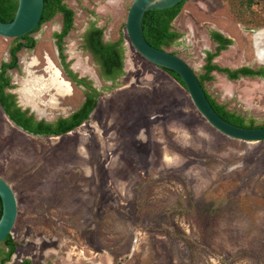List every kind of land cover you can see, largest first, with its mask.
<instances>
[{"label": "rangeland", "instance_id": "rangeland-1", "mask_svg": "<svg viewBox=\"0 0 264 264\" xmlns=\"http://www.w3.org/2000/svg\"><path fill=\"white\" fill-rule=\"evenodd\" d=\"M132 1L66 0L75 11L68 60L104 94L87 121L67 134L33 135L0 104V175L19 208L9 262L264 264V141L214 127L185 86L133 47L126 30ZM92 21L106 39L125 38L126 70L113 90L82 47ZM173 24L183 36L166 49L200 76L205 50L215 49L212 28L234 40L220 65L264 66V42L255 38L264 30V0H187ZM62 25L61 13L44 23L33 33L36 47L23 48L19 67L9 70L11 90L38 119L68 116L85 100V88L74 82L70 92L32 101L23 95L31 77L51 76V63L63 70L55 38ZM15 43L0 35V67ZM205 86L230 110L264 125V78L232 81L217 72ZM8 250L0 244V262Z\"/></svg>", "mask_w": 264, "mask_h": 264}, {"label": "trees", "instance_id": "trees-1", "mask_svg": "<svg viewBox=\"0 0 264 264\" xmlns=\"http://www.w3.org/2000/svg\"><path fill=\"white\" fill-rule=\"evenodd\" d=\"M186 1L187 0H183L170 8L151 9L146 12L144 17V33L147 40L152 45L166 49L178 43L179 39L182 38L183 33L174 27L173 22L180 14ZM18 4L19 0H0V19L7 22L13 20ZM57 13H62L63 15V29L60 32H55L63 70L73 81L78 84H83L86 87V98L82 105L70 115L59 117L55 121H48L45 119H38L28 108H23L19 105L17 94L9 90L14 87L9 70L19 67L18 54L23 48L34 49L36 47L38 40L32 34L38 31L44 23L53 19ZM74 16L75 11L67 5L66 0H45L44 13L40 24L34 31L22 37L14 38L16 43L10 48L11 60L3 61L1 65V106L8 117L18 127L33 135L59 136L73 131L91 117V114L99 105L100 97L104 95L103 92L94 85L91 79L86 76H80V74L71 67L72 63L68 60L65 38L74 27ZM104 32V27L92 21L82 36V47L84 51L89 52L92 56L103 79L113 82V85L108 86L106 89L113 90L118 86V79L125 74V58L127 54L125 38L120 36L119 39L115 41H107L104 38ZM209 33L211 38L218 43V46L215 51H206V60L203 67L204 73L201 76L199 75L201 83L204 86L205 81H212L215 79V71L226 74L231 80L240 79L243 76L264 78V66L254 68L245 65L238 68H231L221 66L215 62V58L219 56L223 50L228 49L229 46L233 44V39L225 36L216 29H210ZM166 71L185 86L183 80L176 72L172 70ZM207 93L215 109L228 121L245 127L264 126L256 124V120L252 117H247L244 114L230 110L225 104L220 103L213 97L208 90ZM2 212L3 203L0 197V218ZM2 243H5L9 250L6 252V256L1 259L0 264H7V261L11 259L16 250V244L12 238V234ZM4 253L3 251L0 255L2 256ZM19 264H31V260L26 259Z\"/></svg>", "mask_w": 264, "mask_h": 264}, {"label": "water", "instance_id": "water-1", "mask_svg": "<svg viewBox=\"0 0 264 264\" xmlns=\"http://www.w3.org/2000/svg\"><path fill=\"white\" fill-rule=\"evenodd\" d=\"M183 0H133L127 15L126 30L133 47L157 66L176 72L184 82L190 96L203 116L228 136L248 142L264 141V126L245 127L225 119L211 103L205 86L194 68L180 55L152 45L144 33V17L151 9H165ZM45 0H19L11 21L0 19V35L22 37L34 31L42 20ZM0 197L3 212L0 218V243L13 233L19 208L16 193L10 183L0 175Z\"/></svg>", "mask_w": 264, "mask_h": 264}, {"label": "bare ground", "instance_id": "bare-ground-1", "mask_svg": "<svg viewBox=\"0 0 264 264\" xmlns=\"http://www.w3.org/2000/svg\"><path fill=\"white\" fill-rule=\"evenodd\" d=\"M255 38L261 46L264 42V30H260V32L255 35ZM258 50L261 51V49ZM130 62L131 59L129 58L128 63ZM51 66L53 68L51 69L52 73L49 78L45 79L41 76H33L27 81L23 89V95L28 101H32L35 97H40L45 92L47 93L53 90L56 91V94L70 92L72 90L71 82L62 75V71L59 68H55L52 63ZM50 102H56V95L52 94Z\"/></svg>", "mask_w": 264, "mask_h": 264}, {"label": "flooded vegetation", "instance_id": "flooded-vegetation-1", "mask_svg": "<svg viewBox=\"0 0 264 264\" xmlns=\"http://www.w3.org/2000/svg\"><path fill=\"white\" fill-rule=\"evenodd\" d=\"M62 14V13H61ZM63 16V15H62ZM88 28V27H87ZM62 29H63V25H62ZM62 29L60 30V31H62ZM212 29H216V28H212ZM87 30V29H86ZM216 30H218V29H216ZM60 31H58V32H60ZM209 31H210V29H209ZM220 32H222L221 30H219ZM37 32V31H36ZM35 33V32H34ZM223 33V32H222ZM258 33V32H257ZM224 34V33H223ZM33 35V34H32ZM225 35V34H224ZM225 36H227V35H225ZM227 37H229V38H232V37H230V36H227ZM56 38V37H55ZM105 38V37H104ZM209 38H210V40L215 44V49H207V50H211V51H215L216 50V48H217V46H218V43L216 42V41H214L212 38H211V36H210V33H209ZM117 39H119V37L117 38ZM116 39V40H117ZM233 39V38H232ZM56 40H57V38H56ZM105 40H107V41H115V40H110V39H106L105 38ZM233 44H234V40H233ZM233 44L232 45H230L229 46V48L231 47V46H233ZM228 48V49H229ZM59 49V48H58ZM228 49H225V50H223L222 52H224V51H226V50H228ZM207 50H205V60H206V51ZM127 52V51H126ZM221 52V53H222ZM221 53H220V55H221ZM60 54V53H59ZM219 55V56H220ZM126 56H127V54H126ZM219 56H217L216 58H215V62H217V59H218V57ZM10 57H11V55H10ZM92 57V56H91ZM127 58V57H126ZM126 58H125V64H126ZM93 59V58H92ZM10 60H11V58H10ZM71 61V60H70ZM94 61V60H93ZM3 63V62H2ZM72 63V62H71ZM218 63V62H217ZM96 64V63H95ZM205 64V63H204ZM204 64H203V67H204ZM219 64V63H218ZM2 65V64H1ZM220 65V64H219ZM97 66V65H96ZM222 66V65H221ZM242 66H245V65H242ZM242 66H239V67H242ZM249 66V65H248ZM71 67H72V64H71ZM227 67H229V66H227ZM252 67V66H251ZM260 67H262V66H260ZM260 67H257V68H260ZM73 68V67H72ZM98 68V67H97ZM232 68V67H231ZM235 68H238V67H235ZM255 68V67H254ZM0 69H1V67H0ZM12 69H14V68H12ZM74 69V68H73ZM125 70H126V68H125ZM195 70V69H194ZM99 71V70H98ZM62 72H65L64 70H62ZM217 72H219V71H215L214 72V74H215V78H216V73ZM197 73V72H196ZM220 73H222V72H220ZM66 74V73H65ZM224 74V73H223ZM67 75V74H66ZM99 75H100V73H99ZM226 75V74H225ZM68 76V75H67ZM80 76H83V75H81L80 74ZM199 76V75H198ZM227 76V75H226ZM86 77H88V76H86ZM100 77L103 79V77L100 75ZM246 77H251V76H243V77H241L240 79H235V80H232V81H240V80H242L243 78H246ZM68 78H69V81L70 82H74V83H76L75 81H73L69 76H68ZM89 79H91L92 81H93V79L92 78H90V77H88ZM200 78V77H199ZM228 78V77H227ZM251 78H256V77H251ZM258 78H262V77H258ZM229 79V78H228ZM103 80H105V79H103ZM229 80H231V79H229ZM105 81H107V80H105ZM107 82H111L112 83V85H113V82L112 81H107ZM93 83H94V85L100 90V91H102L97 85H96V83L93 81ZM76 84H78V83H76ZM78 85H80V86H83L84 88H85V90H86V87L83 85V84H78ZM111 85V86H112ZM206 87V86H205ZM9 89V88H8ZM12 89V88H11ZM11 89H9L11 92H13ZM115 89V88H114ZM205 89H207V88H205ZM208 90V89H207ZM206 90V91H207ZM103 92V91H102ZM209 92V91H208ZM14 93V92H13ZM210 93V92H209ZM16 94V93H15ZM208 94V93H207ZM104 96V95H103ZM103 96H101L100 97V99L103 97ZM213 96V95H212ZM18 97V96H17ZM214 97V96H213ZM85 98H86V94H85ZM18 103H19V105L20 106H22L23 107V105L21 104V102H20V100L18 99ZM100 103V102H99ZM221 103V102H220ZM1 104V103H0ZM3 108V107H2ZM24 108V107H23ZM4 110V109H3ZM5 112V111H4ZM5 114L7 115V113L5 112ZM8 116V115H7ZM9 118V117H8ZM10 119V118H9ZM11 120V119H10ZM12 121V120H11ZM13 122V121H12ZM14 123V122H13ZM15 124V123H14ZM16 125V124H15ZM17 126V125H16ZM14 254V253H13ZM12 257H13V255H12ZM11 257V258H12ZM24 260H22V262H23ZM19 263H21V262H9V261H7V264H19Z\"/></svg>", "mask_w": 264, "mask_h": 264}, {"label": "crops", "instance_id": "crops-1", "mask_svg": "<svg viewBox=\"0 0 264 264\" xmlns=\"http://www.w3.org/2000/svg\"><path fill=\"white\" fill-rule=\"evenodd\" d=\"M118 37L114 38V37H111L110 40H116Z\"/></svg>", "mask_w": 264, "mask_h": 264}]
</instances>
